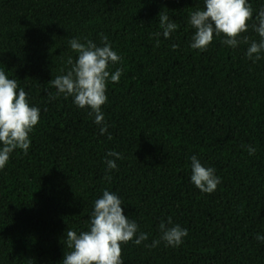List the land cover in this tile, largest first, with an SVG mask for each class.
I'll return each instance as SVG.
<instances>
[{
  "label": "trees",
  "instance_id": "16d2710c",
  "mask_svg": "<svg viewBox=\"0 0 264 264\" xmlns=\"http://www.w3.org/2000/svg\"><path fill=\"white\" fill-rule=\"evenodd\" d=\"M248 3L255 20L264 0ZM204 8V0H0V70L40 110L28 153L15 150L0 170V264H62L66 231L89 229L104 190L149 237L121 245L124 264H264L256 239L264 236V53L253 62L248 45L231 48L223 35L191 48L189 17ZM161 11L179 25L169 38ZM101 33L122 57L109 66L122 75L107 84L104 135L90 109L50 83L78 58L70 40L101 46ZM245 35L260 40L251 22ZM109 151L123 155L111 172ZM192 156L215 169L213 193L191 182ZM168 218L187 229L183 243L145 247Z\"/></svg>",
  "mask_w": 264,
  "mask_h": 264
},
{
  "label": "clouds",
  "instance_id": "9594fccd",
  "mask_svg": "<svg viewBox=\"0 0 264 264\" xmlns=\"http://www.w3.org/2000/svg\"><path fill=\"white\" fill-rule=\"evenodd\" d=\"M205 8L198 9L190 14L189 24L195 30L190 47L198 50H206L212 43L214 35L226 37L222 43L236 48L243 43L248 45L246 55L248 59L256 62L264 53V8L253 20V8L248 0H204ZM159 25L163 29L164 38H169L179 25L169 16L160 12ZM252 29L260 37L259 42L250 40L248 36H242L248 32L249 23ZM159 36L160 33H156ZM101 46L92 40L81 42L79 38L69 41L70 48L78 54L75 63L71 56L67 64L71 65L65 75L57 76L50 81L57 89V95L63 94L67 99L72 97L76 106L81 109H90L94 115L95 123L102 125L100 134L107 133L108 125L101 111L107 102V84L109 80L118 83L122 75L121 69L110 73V64L122 60V57L113 50L108 37L103 33ZM173 50L179 46L173 44ZM18 89L16 79H9L5 71L0 70V170L9 161L11 153L20 149L26 155L30 147V133L39 123L40 110L31 106L28 95L23 88ZM51 97V93H49ZM55 99V97H51ZM111 139V135L108 136ZM249 155H254L256 149L247 147ZM106 159L107 170L111 172L117 169L116 160L123 159V155L116 151H109ZM191 182L197 189L206 194L213 193L220 178L215 175V169L205 167L196 156L191 157ZM105 179L111 182V176ZM161 233L159 240L145 244V247H156L163 241L167 246L178 247L188 235L187 229L180 225H172L171 218L167 224L159 225ZM148 234L139 231L135 221L129 220L124 215L122 200L113 192L103 191L101 198L94 203V212L90 219L89 229L77 234L74 230L66 231V247L69 249L64 254L62 264H124L122 260L121 245L134 240L136 245L148 240ZM257 240L264 242V236L257 235Z\"/></svg>",
  "mask_w": 264,
  "mask_h": 264
}]
</instances>
